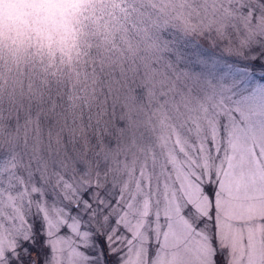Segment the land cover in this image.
Masks as SVG:
<instances>
[{"label":"snow or ice","instance_id":"1","mask_svg":"<svg viewBox=\"0 0 264 264\" xmlns=\"http://www.w3.org/2000/svg\"><path fill=\"white\" fill-rule=\"evenodd\" d=\"M192 2L155 14L144 63L94 65L93 105L0 97V264H264L220 238L236 162L264 177V0Z\"/></svg>","mask_w":264,"mask_h":264},{"label":"rangeland","instance_id":"2","mask_svg":"<svg viewBox=\"0 0 264 264\" xmlns=\"http://www.w3.org/2000/svg\"><path fill=\"white\" fill-rule=\"evenodd\" d=\"M206 3L213 11V4L219 6V0ZM161 12L182 21L201 14L192 0H0V97L8 99L25 84L59 85L68 89L73 108L77 95L85 107L95 104L101 85L94 65L112 70L127 63L134 69L133 61L152 57L151 24ZM8 141L19 144L13 132L0 140V151H9ZM236 163L220 238L237 258L256 260L264 250V225L257 219L264 216V177L246 162Z\"/></svg>","mask_w":264,"mask_h":264}]
</instances>
